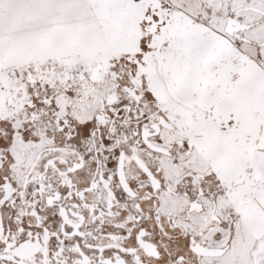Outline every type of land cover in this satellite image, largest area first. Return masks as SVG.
<instances>
[{
	"label": "snow or ice",
	"instance_id": "6c2138e0",
	"mask_svg": "<svg viewBox=\"0 0 264 264\" xmlns=\"http://www.w3.org/2000/svg\"><path fill=\"white\" fill-rule=\"evenodd\" d=\"M0 264H264V0H0Z\"/></svg>",
	"mask_w": 264,
	"mask_h": 264
}]
</instances>
